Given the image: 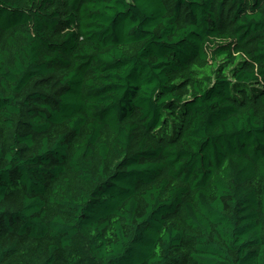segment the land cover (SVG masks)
Returning a JSON list of instances; mask_svg holds the SVG:
<instances>
[{
	"label": "trees",
	"instance_id": "16d2710c",
	"mask_svg": "<svg viewBox=\"0 0 264 264\" xmlns=\"http://www.w3.org/2000/svg\"><path fill=\"white\" fill-rule=\"evenodd\" d=\"M0 264H264V0H0Z\"/></svg>",
	"mask_w": 264,
	"mask_h": 264
}]
</instances>
